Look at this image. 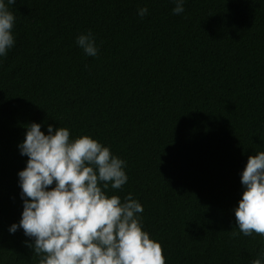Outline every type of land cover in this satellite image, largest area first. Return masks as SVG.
Here are the masks:
<instances>
[{
  "label": "trees",
  "instance_id": "1",
  "mask_svg": "<svg viewBox=\"0 0 264 264\" xmlns=\"http://www.w3.org/2000/svg\"><path fill=\"white\" fill-rule=\"evenodd\" d=\"M146 7L140 17L137 11ZM15 0L0 56V264H39L18 223L19 153L31 122L87 135L126 162L102 189L143 207L165 264H251L264 238L233 208L240 172L264 151V0ZM89 30L99 47L75 42ZM43 255V254H41Z\"/></svg>",
  "mask_w": 264,
  "mask_h": 264
},
{
  "label": "clouds",
  "instance_id": "2",
  "mask_svg": "<svg viewBox=\"0 0 264 264\" xmlns=\"http://www.w3.org/2000/svg\"><path fill=\"white\" fill-rule=\"evenodd\" d=\"M15 0H0V56L14 46ZM185 0H174L173 14L184 11ZM148 9L141 7L143 17ZM76 45L95 57L99 47L91 30L79 34ZM66 127L55 130L31 122L19 153L26 156L18 171L22 212L8 231L23 230L27 247L39 264H165L158 241L142 230V205L129 193L124 201L107 196L109 184L120 189L128 180L126 162L109 147L84 135L70 139ZM243 191L233 208L240 233L264 238V151L250 155L240 172ZM43 254V255H41ZM251 264H264V250Z\"/></svg>",
  "mask_w": 264,
  "mask_h": 264
}]
</instances>
